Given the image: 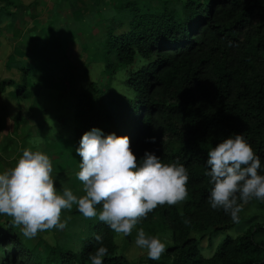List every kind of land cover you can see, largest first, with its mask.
Wrapping results in <instances>:
<instances>
[{
  "label": "trees",
  "instance_id": "16d2710c",
  "mask_svg": "<svg viewBox=\"0 0 264 264\" xmlns=\"http://www.w3.org/2000/svg\"><path fill=\"white\" fill-rule=\"evenodd\" d=\"M16 5L0 0V22L15 18ZM115 10L95 53L107 72L130 65L136 55L145 63L125 78L132 96L104 102L87 90L76 93L72 147L76 151L84 133L98 128L104 137L128 136L138 163L152 152L164 164L185 166L187 198L178 205H158L140 220L158 214L173 242L158 260L147 256L148 264H264V238H257L264 234V214L261 220L247 218L240 233L225 235L210 256L201 253L198 238L190 234L233 223L229 213L208 203L214 187L207 166L211 148L242 134L260 157L258 174L264 175V3L185 0L179 11L125 0ZM19 68L24 80L16 91L24 95L25 78L34 68ZM7 83L13 80L2 81L1 87ZM88 231L76 250L41 253L28 247L14 226L0 222V264H91L90 254L101 246L108 249L103 264H131L114 253L113 230L106 223L93 221Z\"/></svg>",
  "mask_w": 264,
  "mask_h": 264
},
{
  "label": "rangeland",
  "instance_id": "374dc122",
  "mask_svg": "<svg viewBox=\"0 0 264 264\" xmlns=\"http://www.w3.org/2000/svg\"><path fill=\"white\" fill-rule=\"evenodd\" d=\"M13 1L17 4L13 7L15 18L0 22V173L14 168L25 149L40 151L52 161L58 192L62 194L66 187L82 197L83 184L77 178L81 157L72 147L76 93L87 90L104 102L121 94L132 96L134 92L125 78L130 70L145 63L136 55L130 65L112 73L106 71L104 59L95 53L115 6L125 0ZM135 1L143 8L167 6L180 11L185 0ZM18 65L34 68L25 78L24 95L16 91L24 80ZM10 79L12 84L1 87L2 81ZM76 208L73 204L71 210L62 211L61 222L66 221L63 230L40 231L33 238L25 237L23 226L16 225L11 216L0 214V222L14 226L23 242L41 253L58 247L76 250L88 235L90 223L99 220L98 215L84 217ZM96 208L99 214L102 206ZM263 214L264 202L253 198L243 204L238 224L233 222L225 229L192 230L190 234L198 238L201 253L210 256L225 235L240 233L249 223L247 218L261 220ZM141 228L146 236L158 237L165 247L173 243L158 214L148 222L139 221L129 236L113 230L114 253L125 256L131 264H148V250L135 244ZM257 238H264V234Z\"/></svg>",
  "mask_w": 264,
  "mask_h": 264
},
{
  "label": "clouds",
  "instance_id": "9594fccd",
  "mask_svg": "<svg viewBox=\"0 0 264 264\" xmlns=\"http://www.w3.org/2000/svg\"><path fill=\"white\" fill-rule=\"evenodd\" d=\"M155 142V138H152ZM77 178L85 195L77 197L64 187L62 194L52 177L53 164L48 155L25 149L17 165L0 173V214L11 216L22 225L23 235L33 238L40 231L63 230V210L76 204L86 218H99L116 233L129 236L137 223L158 205H175L188 196V172L183 164H164L152 152H145L138 163L128 136L115 133L103 136L98 128L84 133ZM208 175L214 187L208 198L213 209L222 208L238 224L243 204L253 198L264 201V175L258 174L261 159L242 134H234L208 151ZM239 201V202H238ZM102 210L97 213V205ZM103 244V237L95 236ZM135 244L158 260L165 244L158 237L146 236L141 228ZM108 249L101 246L90 254L91 264H103Z\"/></svg>",
  "mask_w": 264,
  "mask_h": 264
}]
</instances>
